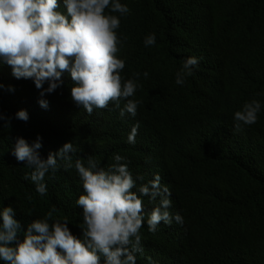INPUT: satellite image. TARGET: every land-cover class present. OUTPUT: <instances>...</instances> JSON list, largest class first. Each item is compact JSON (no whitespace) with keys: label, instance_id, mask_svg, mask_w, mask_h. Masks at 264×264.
Wrapping results in <instances>:
<instances>
[{"label":"trees","instance_id":"1","mask_svg":"<svg viewBox=\"0 0 264 264\" xmlns=\"http://www.w3.org/2000/svg\"><path fill=\"white\" fill-rule=\"evenodd\" d=\"M58 2V10L66 13L63 0ZM119 2L127 5L128 14L122 16L110 9H106V14L120 19V59L127 63L125 75L129 77L123 80H135L141 105L150 100L152 104L161 101L187 106L182 100L170 99L164 87L162 70L169 67L167 86L173 91L190 90L199 98L222 102L212 108L215 115L210 116V121L256 100L261 104L258 126L243 145H233L218 135L199 147L185 144L176 140L171 131L152 130L158 117L146 111V106L140 105L135 116L127 112L120 115L124 100L120 108L110 103L107 108H94L91 114L82 107L84 113L68 94L72 83L69 73L62 74L61 87L41 96L31 79H16L10 66L0 62V113L11 118L10 127L0 121V210L13 207L14 218L26 230L34 219H44L55 207L53 219H66L73 234L82 238V209L76 201L84 192L75 161L81 159L87 165V159L92 157L99 167L107 169L118 154L125 158L123 162L136 181L132 191L138 192L140 185L153 180L156 172L161 173V186L172 188L169 190L174 194L169 198L173 217L179 214L185 219L184 226L173 219L170 225L161 222L155 233L149 232L147 219L159 205L160 197L151 201L149 196H143V251L136 253V264H264V174H258V164L264 158V0ZM151 34L156 42L145 46V38ZM187 54H196L201 61L217 60L224 78L212 82L195 74L193 82L177 84L174 75L183 66L182 56ZM134 73H139V77ZM47 87L45 83L44 88ZM41 99L48 102L47 108L41 107ZM19 110L27 111L26 122L16 119ZM135 125H139L135 143H129L128 136ZM153 133L160 144L152 141ZM18 137L29 145L40 137L42 147L38 151L44 159L66 142H72L76 149L72 154L73 167H61L54 175L50 172L45 176V195L36 192L30 178L25 179L33 169L12 155ZM186 137L182 133L180 139ZM202 151L226 157L247 185L234 174L219 178L229 190H215L205 177L202 184L194 181L197 178L190 177L192 183L185 181L184 168L173 163ZM151 160L160 165L150 169ZM201 198L206 212L196 207ZM23 235L21 231V239ZM0 264L5 262L0 260Z\"/></svg>","mask_w":264,"mask_h":264},{"label":"clouds","instance_id":"2","mask_svg":"<svg viewBox=\"0 0 264 264\" xmlns=\"http://www.w3.org/2000/svg\"><path fill=\"white\" fill-rule=\"evenodd\" d=\"M63 5L66 13L58 10L61 7L58 0H0V62L10 66L16 79H31L41 90V96L61 87L62 74L67 72L72 82L68 94L80 111L91 114L94 108H107L110 103L120 108L124 100L120 115L127 112L135 116L142 100L135 80H123L128 76L125 75L127 63L120 59L121 41L117 35L120 19L106 14V9H110L123 16L129 13V8L119 0H63ZM155 42L154 34L144 41L145 46ZM181 64L183 66L174 75L179 85L193 82L195 74L212 82L224 78L223 67L218 68L215 59L201 61L196 54H187L182 56ZM143 75L147 77L148 73ZM168 75L169 67L163 68L164 87L170 99L182 100L187 106H172L161 101L152 104L150 100L141 105L158 117L152 130L171 131L176 140L198 147L216 135L238 146L243 145L248 134L258 126L259 101L239 105L232 113L225 112L212 119L213 123L210 121V116L215 115L212 108H218L222 102L199 98L190 90L175 92L167 86ZM134 76L138 78L139 73ZM45 83L47 88H44ZM9 90L14 89L10 87ZM39 103L41 107L48 106L46 100L41 99ZM15 116L25 122L29 119L26 110H19ZM0 121L11 126V118L2 113ZM138 127L135 125L131 129L129 143H135ZM182 133L187 134L185 139H180ZM40 140L37 137L29 145L24 138L18 137L12 155L33 169L25 179L30 178L36 185V192L45 195V176L50 172L54 175L61 167L65 170L73 167L72 154L76 149L72 142H66L44 159L38 151L42 147ZM152 141L160 144L154 133ZM202 152L173 163L184 168L185 181L192 183L190 177L197 178L194 181L202 184L206 182L205 177L215 190H229L219 178L234 174L247 185L226 157ZM124 159L115 155L107 169L99 167L92 157L87 159V165L81 159L75 161L84 192L76 201L82 209V238L73 234L66 219L63 222L53 219L55 207L44 219H34L26 230L14 218L13 207H3L0 210V260L5 264H136V253L143 251L140 234L144 223L143 196H149L151 201L160 197L159 205L147 219L149 232L155 233L161 222L170 225L173 219L184 226V216L176 214L173 217L170 211L169 198L174 194L169 190L172 188L161 186L162 174L156 172L153 180L140 185L138 192H134L136 181ZM58 161L65 163L61 165ZM148 163L150 169L160 165L154 160ZM258 174H264V158L258 164ZM202 198L196 207L206 212ZM21 231L24 233L22 239Z\"/></svg>","mask_w":264,"mask_h":264}]
</instances>
